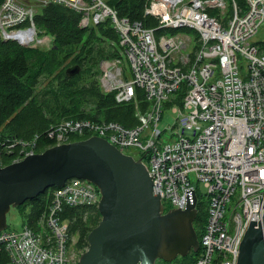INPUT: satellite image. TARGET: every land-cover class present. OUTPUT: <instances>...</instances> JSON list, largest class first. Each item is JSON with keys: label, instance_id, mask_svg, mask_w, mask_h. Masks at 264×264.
I'll use <instances>...</instances> for the list:
<instances>
[{"label": "built area", "instance_id": "built-area-1", "mask_svg": "<svg viewBox=\"0 0 264 264\" xmlns=\"http://www.w3.org/2000/svg\"><path fill=\"white\" fill-rule=\"evenodd\" d=\"M228 0H149L145 14L159 28L188 29L157 37L141 21L121 17L105 0H37L62 4L81 15L88 29L110 21L121 57L99 68L103 93L117 104H133L138 123L66 119L50 128L57 145L73 137L97 136L121 153L141 159L161 197L164 213L205 205L199 256L192 264H238L250 221L264 219V0H246L242 10ZM32 0H0V35L22 46L49 50L54 37L37 27ZM186 84L182 105L166 107ZM143 95V100L139 96ZM145 104H142V102ZM176 114L169 142L159 128L163 114ZM12 163L36 154V139L14 140ZM200 186L205 194L199 191ZM98 188L71 179L51 192V202L33 226L0 232V264H79L68 247L69 209L97 208Z\"/></svg>", "mask_w": 264, "mask_h": 264}, {"label": "trees", "instance_id": "trees-1", "mask_svg": "<svg viewBox=\"0 0 264 264\" xmlns=\"http://www.w3.org/2000/svg\"><path fill=\"white\" fill-rule=\"evenodd\" d=\"M105 1L117 10L121 17L141 21L145 27L153 29L157 37L178 32L195 33L188 29L159 28L158 19L145 14L149 0ZM228 1V12L231 14L232 1ZM235 2L242 10L246 9V0ZM80 20L81 15L78 12L62 4L51 3L41 7L35 21L39 29L54 37L53 46L49 50L22 46L13 40L5 41L0 35L1 166L11 164L20 154V147H11L14 140L30 142L36 139V154L58 146L55 136L51 138L49 131L54 124L64 119L113 121L127 127L138 123L133 104H117L115 95L103 93L100 86L101 60L121 57L122 48L119 45L118 34L110 21L84 29L80 27ZM76 67L79 71L71 75L69 71ZM44 81L45 86L40 89L39 86ZM185 91L186 84H183L166 103V107L174 104L181 106ZM139 99L143 100V95H140ZM92 137H73L64 144ZM54 189L56 188L48 189L18 208L32 226L45 214ZM89 210H94L97 218L101 217L98 208L66 211V216L74 220L71 233L76 228L86 230L87 224L83 215ZM197 210L194 226L200 238L206 222L205 205L200 201V194ZM85 243L87 246L88 242ZM191 254L194 258L190 260ZM198 256L199 253L191 252L183 259L190 260L188 264H192Z\"/></svg>", "mask_w": 264, "mask_h": 264}, {"label": "water", "instance_id": "water-1", "mask_svg": "<svg viewBox=\"0 0 264 264\" xmlns=\"http://www.w3.org/2000/svg\"><path fill=\"white\" fill-rule=\"evenodd\" d=\"M79 71L70 70L73 75ZM72 178L94 184L101 221L88 235L79 264H156L200 249L194 222L197 197L185 210L164 213L142 160L100 137L58 145L7 166L0 164V232L8 213ZM238 264H264V219L250 221Z\"/></svg>", "mask_w": 264, "mask_h": 264}, {"label": "rangeland", "instance_id": "rangeland-1", "mask_svg": "<svg viewBox=\"0 0 264 264\" xmlns=\"http://www.w3.org/2000/svg\"><path fill=\"white\" fill-rule=\"evenodd\" d=\"M32 1H33V4H32L33 8H36L39 10L41 9V7H43L39 4V2H37V0H32ZM255 39L257 40L264 39V24L261 25L259 32L257 33ZM106 59H113V58H106ZM103 60H105V58ZM103 60H101V62ZM45 83L46 81L42 82L39 88L43 89L45 86ZM176 117H177L176 114H174L173 112H170V110L163 114V117L159 124V128L161 130H164V133L162 134V138L164 142H169L171 135H173L174 131L176 130V127H173L176 123ZM199 191H201L202 194H205V189L202 186H200ZM97 208H88V209H97ZM83 217H84L85 223L87 224L86 230L81 231L80 228H76V230H74V232L72 233V239L68 241V247L75 252L76 257H80L88 249L89 244L87 246L85 245L86 244L85 242H88L87 237L89 233L101 221L100 220L101 217L97 218L96 212L94 210H89V212H86L83 215ZM25 222H26V219L24 218L23 212L20 211L18 208H13L8 213L7 229L20 230L23 228ZM73 222L74 220H72L70 224V229H71ZM193 258H194V255L191 254L190 260ZM190 260H185L182 257H178L176 260L172 262H164V261L159 260L157 261L156 264H188Z\"/></svg>", "mask_w": 264, "mask_h": 264}, {"label": "bare ground", "instance_id": "bare-ground-1", "mask_svg": "<svg viewBox=\"0 0 264 264\" xmlns=\"http://www.w3.org/2000/svg\"><path fill=\"white\" fill-rule=\"evenodd\" d=\"M64 120H66V119H64ZM80 120H82V119H80ZM89 120H90V119H89ZM62 121H63V120H62ZM112 122H113V121H112ZM59 123H60V122H59ZM57 124H58V123H57ZM54 125H56V124H54ZM54 125H53V126H54ZM53 126H52V127H53ZM93 137H94V136H93ZM95 137H97V136H95ZM72 179H74V178H72ZM76 179H78V178H76ZM69 180H71V179H69ZM69 180H68V181H69ZM81 180H83V179H81Z\"/></svg>", "mask_w": 264, "mask_h": 264}, {"label": "flooded vegetation", "instance_id": "flooded-vegetation-1", "mask_svg": "<svg viewBox=\"0 0 264 264\" xmlns=\"http://www.w3.org/2000/svg\"><path fill=\"white\" fill-rule=\"evenodd\" d=\"M15 148H16V146H15Z\"/></svg>", "mask_w": 264, "mask_h": 264}]
</instances>
